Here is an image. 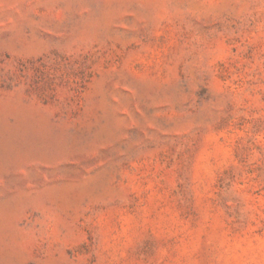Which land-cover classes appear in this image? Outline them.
<instances>
[{
	"label": "rangeland",
	"instance_id": "obj_1",
	"mask_svg": "<svg viewBox=\"0 0 264 264\" xmlns=\"http://www.w3.org/2000/svg\"><path fill=\"white\" fill-rule=\"evenodd\" d=\"M0 264H264V0H0Z\"/></svg>",
	"mask_w": 264,
	"mask_h": 264
}]
</instances>
